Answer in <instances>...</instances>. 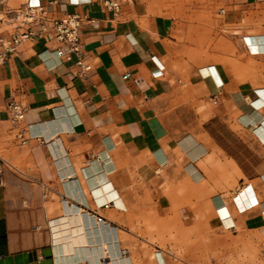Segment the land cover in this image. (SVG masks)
Returning a JSON list of instances; mask_svg holds the SVG:
<instances>
[{"label":"crops","instance_id":"crops-1","mask_svg":"<svg viewBox=\"0 0 264 264\" xmlns=\"http://www.w3.org/2000/svg\"><path fill=\"white\" fill-rule=\"evenodd\" d=\"M54 1L56 18L93 20L80 32L93 70L83 79L44 37L0 65V264H160L161 251L155 262L136 245L139 222L263 230L264 0H130L118 16L103 0ZM202 14L263 55L237 70L206 65L184 33L204 28ZM15 26L0 16L5 37ZM11 100L27 109V145Z\"/></svg>","mask_w":264,"mask_h":264},{"label":"rangeland","instance_id":"rangeland-1","mask_svg":"<svg viewBox=\"0 0 264 264\" xmlns=\"http://www.w3.org/2000/svg\"><path fill=\"white\" fill-rule=\"evenodd\" d=\"M203 4L210 5L205 2ZM221 8L219 4V9ZM216 19L217 29L210 24V16L202 14L197 20L202 22L204 28L184 32L188 43L195 38L199 39L197 48L201 49L202 56L208 59L206 65L217 64L226 68L229 64L237 70L244 63V55H263L250 49L246 42L248 33L223 28V18L217 16L214 21ZM215 51L219 53V60L210 62L211 53ZM246 64L257 69L263 68L254 60ZM133 232L139 236L135 239L136 245L148 248L152 260L156 251L163 252L167 264H264V229L252 233H233L222 226L213 227L204 220L166 223L155 221L139 222ZM161 252H156L155 258L160 264H165Z\"/></svg>","mask_w":264,"mask_h":264},{"label":"built area","instance_id":"built-area-1","mask_svg":"<svg viewBox=\"0 0 264 264\" xmlns=\"http://www.w3.org/2000/svg\"><path fill=\"white\" fill-rule=\"evenodd\" d=\"M69 3L77 5L90 4L92 0H68ZM130 0H103L104 8L118 16L121 13L123 3ZM8 0H0V16L6 17L9 23L15 24V30L10 37H5L0 32V65H4L12 56L18 53V49L25 41H33L40 38H47L55 41L59 48L55 53L61 63H72L79 69V75L86 79L92 72L93 67L87 62L84 56V44L80 32L85 23L93 22L92 19L79 13L65 14L61 18L54 17L48 7L56 4L54 0L47 5L39 1L29 0L24 7L18 9H7ZM8 120L16 129L15 137L21 145H27L29 138L26 131L21 129L25 121L27 109L11 100L6 107ZM230 226L227 229H232Z\"/></svg>","mask_w":264,"mask_h":264},{"label":"bare ground","instance_id":"bare-ground-1","mask_svg":"<svg viewBox=\"0 0 264 264\" xmlns=\"http://www.w3.org/2000/svg\"><path fill=\"white\" fill-rule=\"evenodd\" d=\"M208 70V69H207ZM208 72V71H207ZM208 73H210V72H208ZM218 78V77H217ZM262 94H263V92H262ZM258 96H262V95H260V93L258 92ZM264 96V95H263ZM257 112V111H256ZM255 115V114H254ZM259 117V116H258ZM109 188V187H108ZM121 200V199H120ZM120 200H119V203H121L120 202ZM100 201V200H99ZM249 202H250V200H249ZM123 203V202H122ZM251 203V202H250ZM225 205V204H224ZM125 208V207H124ZM66 213H68V214H74L71 210H70V207H68V209L66 210ZM227 215V212H226V209H223V211L221 212V216H222V218H224L225 216ZM74 218V217H73ZM70 221V220H69ZM72 222V221H71ZM68 223V222H67ZM67 226H68V224H67ZM70 226V225H69ZM68 226V227H69ZM61 227V226H60ZM68 229V228H67ZM70 229V228H69ZM65 230V229H64ZM62 234V233H61ZM70 235V234H69ZM79 249V248H78ZM96 249V248H95ZM98 249V248H97ZM98 253V252H97ZM108 254V253H107Z\"/></svg>","mask_w":264,"mask_h":264}]
</instances>
